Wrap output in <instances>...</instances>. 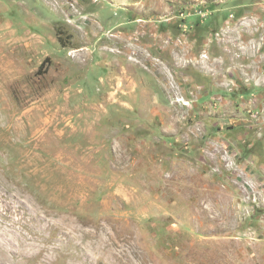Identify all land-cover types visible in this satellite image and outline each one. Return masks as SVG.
<instances>
[{
	"label": "rangeland",
	"instance_id": "1",
	"mask_svg": "<svg viewBox=\"0 0 264 264\" xmlns=\"http://www.w3.org/2000/svg\"><path fill=\"white\" fill-rule=\"evenodd\" d=\"M0 264H264V0H0Z\"/></svg>",
	"mask_w": 264,
	"mask_h": 264
}]
</instances>
